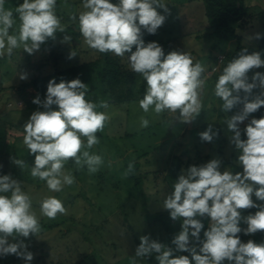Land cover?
I'll return each instance as SVG.
<instances>
[{
    "label": "clouds",
    "instance_id": "9594fccd",
    "mask_svg": "<svg viewBox=\"0 0 264 264\" xmlns=\"http://www.w3.org/2000/svg\"><path fill=\"white\" fill-rule=\"evenodd\" d=\"M83 7L85 11L80 12L78 22L86 45L118 57L127 53L131 70L146 81L144 97L139 101L145 113L150 108L157 115L165 111L179 113L176 119L182 123H191L200 115L206 82L202 78L204 66L194 63L185 52L172 51L165 55L157 42L146 44L143 39L142 29L155 34L165 23V14H170L163 0H118L116 3L83 0ZM14 11L19 19L18 34H10L16 23L14 12L5 7V0H0V57L5 54L11 57L19 48L34 54L49 38L55 40L57 32H65L56 14V0H23ZM70 19L77 17L73 15ZM253 38L258 40L261 34L255 33L250 37ZM61 43L70 44L71 36L65 34ZM75 56L72 51L69 59ZM262 67L261 52L248 53L245 48L228 63L215 83L214 93L223 101L224 112L242 105L225 121L232 133L230 143L239 153L237 161L242 171L222 172L219 159L182 170L173 185L174 191L163 202L170 218L182 221L181 230L171 241L175 247L143 235L135 257L155 254L158 264H264V242L251 239L242 242L239 235L264 232V203H257L264 202V117L248 122L243 130L246 139L241 138L240 129L251 114L264 107V73L255 72L249 77L251 70ZM18 75L21 80L27 79L26 73ZM254 89H260L259 94L253 95ZM87 92V84L79 78L59 83L53 78L47 85L45 99L37 96L32 101L44 110L33 112L23 125V143L34 156L31 176L45 181L52 192H60L65 185L75 182L71 173L64 171L69 159L78 167L86 166L89 173L97 172L103 164L101 156L85 149L99 143L96 133L103 131L108 117L96 110L97 104L86 100ZM99 107L108 105L101 102ZM148 125L149 121L142 117L141 127ZM199 136L211 143L218 132L209 124ZM12 162L18 167L24 165L20 159L12 158ZM132 171L133 165L129 164L125 176ZM253 208L257 209L255 213L242 216V210ZM40 212L55 219L58 214H67V209L60 199L49 196L40 202ZM202 217L210 221L203 231V239L204 224L199 219ZM241 222L247 227L242 228ZM40 231L32 201L22 191L21 183L10 174L0 176V256L14 254L26 262L32 261L33 253L28 251V245L23 240L10 242L9 238H28Z\"/></svg>",
    "mask_w": 264,
    "mask_h": 264
},
{
    "label": "rangeland",
    "instance_id": "374dc122",
    "mask_svg": "<svg viewBox=\"0 0 264 264\" xmlns=\"http://www.w3.org/2000/svg\"><path fill=\"white\" fill-rule=\"evenodd\" d=\"M111 2L116 3L118 0ZM163 2L170 9V14L157 9L167 18L156 32V41L162 46L165 55L172 51L185 52L193 58L194 63L199 62L205 68L202 78L206 82L201 96L203 107L200 115L191 123H182L176 119L179 113L165 111L157 115L152 108L145 113L139 107L143 80L139 73L134 85L126 90L118 93L110 91L106 98L87 94L86 100L93 102V98L97 99L93 102L97 104L96 110L108 117L103 131L96 133L99 143L91 149H85L101 156L103 164L97 172L89 173L86 166L78 167L69 159L64 171L71 173L75 182L70 186L65 185L60 192L50 191L45 181L31 176L34 156L29 154L23 143V125L33 112L44 109L39 105L27 107L26 98L30 99L35 91L29 87L23 90L25 97L19 96L22 95L20 85L36 74V67L49 59L52 52L60 51L68 58L62 56L57 61H50L42 68L43 74L51 72L55 65L65 68L101 56L100 52L86 45L79 32L78 16L85 11L83 0H56V14L65 32H57L55 40L49 38L31 55L19 48L14 50L11 57L7 54L0 57V121L8 127L6 143L0 142V154L8 155L7 164L0 165V176L10 174L21 183L22 191L30 197L32 211L41 226L36 236H17L15 240L9 238L10 242L23 240L34 257L30 262L17 257L11 264H158L155 254L138 258L135 257V251L143 235L175 247L171 241L181 230L182 221L172 220L168 210L163 208V202L174 191L173 185L182 170L219 159L222 172L242 171L237 161L239 153L229 140L232 133L225 124L229 117L238 112V106L230 112H224L223 101L214 93L219 75L239 55L236 53L237 40L222 39L212 48L213 39L202 35L207 27L201 1ZM22 3L23 0H5V7L13 10L16 20L10 34H18L19 19L14 9ZM261 11L264 9L249 10L246 23L235 25L242 43L251 49L258 48L261 41L250 37H254L255 33L264 36V18L256 15ZM73 15L77 17L76 20L70 19ZM65 34L71 36L70 44L61 43ZM72 51L76 56L69 59ZM220 54L227 58L225 63H218ZM122 59L129 63L127 56ZM261 69L264 72V67ZM255 72L258 70H251L249 77ZM20 73H26L27 79H19ZM253 95L256 94L253 92ZM112 98L120 100L106 102ZM101 102H106L108 107H99ZM53 108L55 110L56 106ZM258 112L249 118L256 117ZM142 117L149 121L147 127H141ZM247 123L248 120L240 125L242 135ZM209 124L213 131L218 132L211 143L202 141L199 136ZM83 139L86 145V138ZM12 158L23 160L24 165L18 167ZM129 164L133 165V171L125 176ZM49 196L60 199L67 214H58L55 219L43 216L40 202ZM255 211V208L242 210V216ZM204 219L206 224H210L208 217ZM242 237V242H247L252 235Z\"/></svg>",
    "mask_w": 264,
    "mask_h": 264
},
{
    "label": "trees",
    "instance_id": "16d2710c",
    "mask_svg": "<svg viewBox=\"0 0 264 264\" xmlns=\"http://www.w3.org/2000/svg\"><path fill=\"white\" fill-rule=\"evenodd\" d=\"M191 1H201L204 6V15L206 17V32L202 35L205 37H209L213 39L214 43L212 44V48H215L219 41L222 39H231L235 38L237 40V48L236 53H240L241 50L247 49L248 53L259 51L262 54V59H264V36L260 38L261 44L258 48L251 49L242 43L241 36L237 33L235 29V25L239 22L246 23V17L249 12V9L244 6V0H191ZM259 17L264 18V11L259 12ZM252 15V16H256ZM143 39L145 43L148 42H157L155 34H149L142 29ZM158 43V42H157ZM135 51V48H133ZM62 56L64 59H67L68 56H64L60 51L52 52L49 59L44 62H41L36 67V74L27 82H23L20 85L22 90V95L19 96L25 97L24 91L31 87L35 91L34 94L29 98H26L27 107L37 106L32 101L37 96L40 97L41 100L45 99L47 85L50 80L55 78L56 82L59 83L61 80L71 81L73 79L79 78L83 83L87 84L88 92L87 94H92L95 98L99 95H102L106 98L110 91L112 92H120L126 90L130 86L134 85L136 82L137 73L131 70L129 67V63L123 62V57H118L115 54L101 53V56L98 59L93 61L82 62L77 65H72L65 68H59L55 65V68L46 74L41 73L43 67L48 65V63L52 60L57 61L61 59ZM125 56H128L126 53ZM217 60V57L215 58ZM227 59V58H226ZM226 59L223 61L225 63ZM1 63V60H0ZM258 72L264 73L261 68L257 69ZM205 73V72H204ZM202 74V77L204 76ZM147 88L146 81L143 79L141 81V91L140 96L143 99L145 91ZM24 90V91H23ZM129 91V90H128ZM255 94H259L260 89H254ZM243 95V93H241ZM97 100V99H96ZM93 98V102H95ZM120 98H112L109 101H118ZM23 102V101H19ZM242 108V105H238L237 110L239 111ZM264 117V107L259 109L257 116L254 117L259 119ZM251 119H248V122ZM248 124V123H247ZM242 139H246L245 135L241 136ZM205 217L199 218L202 220L204 224V229L201 231V239H203V231L207 230L209 224H206ZM209 219V218H208ZM210 222V221H209ZM17 256L14 254H9L7 256H0V264H11L15 262Z\"/></svg>",
    "mask_w": 264,
    "mask_h": 264
},
{
    "label": "crops",
    "instance_id": "0c3cea01",
    "mask_svg": "<svg viewBox=\"0 0 264 264\" xmlns=\"http://www.w3.org/2000/svg\"><path fill=\"white\" fill-rule=\"evenodd\" d=\"M190 2H191V0H190ZM244 6L247 7L249 10H256V9L258 10L261 8L264 9V0H244ZM189 18H191V17H189ZM7 131H8L7 124L4 123L3 121H0V142L6 143ZM1 150H0V153H1ZM3 156L0 154V165L1 166H5L7 164L5 161L7 160L8 155L5 154ZM262 203H264V202H262ZM246 210L249 211L250 209L249 210L246 209ZM240 226L242 228L247 227V225L244 223H241ZM239 235H240V238H243L242 235H244V234L242 232ZM251 240L255 241L256 243L264 242V232L258 231L257 233L253 234ZM225 264H227V262H225Z\"/></svg>",
    "mask_w": 264,
    "mask_h": 264
},
{
    "label": "built area",
    "instance_id": "2783aa9c",
    "mask_svg": "<svg viewBox=\"0 0 264 264\" xmlns=\"http://www.w3.org/2000/svg\"><path fill=\"white\" fill-rule=\"evenodd\" d=\"M224 60H225V55L220 54L218 56V63H223ZM20 103H22V102H20Z\"/></svg>",
    "mask_w": 264,
    "mask_h": 264
},
{
    "label": "water",
    "instance_id": "95a60500",
    "mask_svg": "<svg viewBox=\"0 0 264 264\" xmlns=\"http://www.w3.org/2000/svg\"><path fill=\"white\" fill-rule=\"evenodd\" d=\"M4 108H5V105H4Z\"/></svg>",
    "mask_w": 264,
    "mask_h": 264
}]
</instances>
